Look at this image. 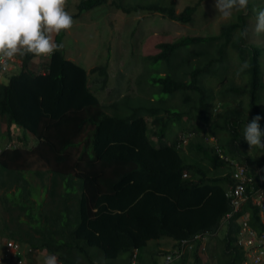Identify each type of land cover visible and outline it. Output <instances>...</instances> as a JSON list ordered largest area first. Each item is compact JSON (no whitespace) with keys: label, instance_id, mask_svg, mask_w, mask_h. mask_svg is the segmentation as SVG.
<instances>
[{"label":"trees","instance_id":"1","mask_svg":"<svg viewBox=\"0 0 264 264\" xmlns=\"http://www.w3.org/2000/svg\"><path fill=\"white\" fill-rule=\"evenodd\" d=\"M203 1L177 14L160 3L78 0L72 18L110 5L188 24ZM256 2L249 0L247 15L239 12L219 35L165 40L142 59L164 66L165 74L148 84L170 103L145 89L147 96L132 104L137 96H122L119 88L122 98L105 106L98 92L110 91V65L94 68L98 77L90 80L65 54L66 32L55 36L62 48L42 70L29 68L31 54L19 56L22 70L0 85V240L52 250L59 264H130L135 250L142 264H160L144 254L150 242L190 240L192 250L173 264H244L237 220L250 213L258 233L264 221L251 201L228 218L233 207L226 191L234 180L221 155L250 170L264 165V148L252 155L244 140L247 123L264 116V43L241 35L252 9L264 7ZM232 59L247 87L225 84ZM215 77L220 90L211 84ZM260 126L264 132V119ZM27 176L40 180L42 193Z\"/></svg>","mask_w":264,"mask_h":264},{"label":"rangeland","instance_id":"2","mask_svg":"<svg viewBox=\"0 0 264 264\" xmlns=\"http://www.w3.org/2000/svg\"><path fill=\"white\" fill-rule=\"evenodd\" d=\"M198 1L199 0H127L128 3L134 5L160 3L174 6L177 14H180L186 7L196 4ZM77 4L78 0H67V11L71 16L78 12ZM213 4L214 0L201 2L192 21L188 24L172 22L162 15L153 13L148 14V12L126 13L110 5L95 9L84 13L80 18L74 20L73 27L69 31H66L64 51L67 58L83 65L85 69H87L90 80L98 77V74L93 75L91 73L94 68L107 64L110 65L108 69L110 79L107 87L108 89L110 88V91L108 94L106 90H100L98 92V96L105 106L108 105L110 107L115 101L122 98L118 96L119 88L123 92L122 96L126 93H133L137 96L135 97L132 95V104H136L139 99L147 96L145 89L148 91L149 95L155 94L153 96L155 101L164 97V99L170 103L172 99L169 96L166 94L162 95L163 92H161L158 87L152 86L151 83L148 84V81L160 71L163 72V75L165 74L164 66L160 63H154L156 67L153 68L152 62L146 63L142 61V59L153 53L156 49L155 46L165 40H176L188 36L219 35L222 27L236 20L235 17L239 12H234L233 17L226 21L217 15L214 11ZM255 4V7L262 5L264 4V0H261V4L260 2L258 4L256 2ZM249 21L250 35L247 37L248 41L253 42L256 38V42L264 43V36L258 37L254 32L255 16L252 15ZM164 30L166 34L163 32ZM196 49V46L191 47V50L194 52ZM133 50L136 53L134 57H132ZM47 59L49 60V56ZM191 61H193V59H191ZM235 62L236 61L233 59L229 62V77L231 82L225 81V84L230 85L235 82L239 86L242 85L247 87V79L246 77L238 75V64ZM178 63H180V61H177V64ZM129 81H131L130 84ZM8 82L9 81L6 80L4 84ZM211 84L216 86L217 90L222 88L218 84V77L213 78ZM140 89H143V94H139ZM246 98L247 97H245V99ZM178 101L179 103L181 102L180 100ZM169 105L173 107L178 106L174 103ZM183 107L184 105L182 104L180 108ZM215 108V114L222 112L220 104H217ZM106 110L108 113H111V110ZM178 130L179 129H177V131ZM179 134L181 135V132H179ZM210 140L213 141L212 138ZM2 148H4V143L0 140V149ZM27 179L31 181L33 186L41 189L40 193L43 192L39 179L32 176H27ZM46 183L49 184L48 181ZM41 196L42 195H39V197ZM154 245L155 242L152 241L148 248ZM41 252L42 254H39L41 258L39 260H34L33 263L38 262L37 264H44L45 258L52 254L44 250ZM144 254L147 253L144 251ZM7 259L9 260L7 264H17L14 251L10 252ZM204 259L207 260V257L204 256ZM159 260L160 264H166L165 257H160ZM1 262L2 260H0V264ZM211 262L213 264H218V262L214 260H211Z\"/></svg>","mask_w":264,"mask_h":264},{"label":"clouds","instance_id":"3","mask_svg":"<svg viewBox=\"0 0 264 264\" xmlns=\"http://www.w3.org/2000/svg\"><path fill=\"white\" fill-rule=\"evenodd\" d=\"M66 8L67 0H0V66L7 70L9 61L13 60L20 64L16 71L6 75L0 85L6 80L9 81L12 74L22 70V61L19 56L31 54L34 59L50 57L62 48V45L55 42L54 37L69 31L74 25V20ZM213 8L219 17L227 21L233 17L234 12H244L247 15L249 0H214ZM252 12L255 14L254 32L257 36H264V7L253 8ZM248 32L249 29L245 27L241 30V35L246 37ZM246 67L245 64L241 70ZM261 119H264V116L259 114L254 116L244 128V140L250 148H264ZM184 241H188L192 247L190 240ZM181 243L168 251L167 255ZM42 250L52 253L45 258L44 264H58L57 256L52 250L46 248L34 250L26 242L6 239L3 243L0 240L1 264L8 263V254L10 255L11 251H14L17 264H37L38 262L33 263V261L41 258L39 254H42ZM191 250L192 248L188 249L184 255ZM136 253L137 261H139L140 253L135 250L130 264ZM30 254H32L31 257ZM167 259L171 260V257Z\"/></svg>","mask_w":264,"mask_h":264},{"label":"built area","instance_id":"4","mask_svg":"<svg viewBox=\"0 0 264 264\" xmlns=\"http://www.w3.org/2000/svg\"><path fill=\"white\" fill-rule=\"evenodd\" d=\"M19 64L16 60L9 61L5 70L0 66V82L10 72L16 71ZM221 158L230 163L232 167V179L234 184L228 187L226 197L230 200L233 213L240 212L245 204L252 202L258 209L261 219L264 221V165L256 166L253 170L241 165L237 160L221 155ZM237 223L240 226L237 245L245 254L244 264H264V233H258L250 224V213L241 216ZM188 241H183L179 247L166 257V264H170L182 258L188 249H191ZM171 257V260L167 258ZM132 264H141L137 261V253L134 255Z\"/></svg>","mask_w":264,"mask_h":264},{"label":"crops","instance_id":"5","mask_svg":"<svg viewBox=\"0 0 264 264\" xmlns=\"http://www.w3.org/2000/svg\"><path fill=\"white\" fill-rule=\"evenodd\" d=\"M69 59V58H68ZM71 60V59H69ZM49 60L47 59V57H41V58H38V59H33V61L31 62V64L29 65V68L31 70H34V71H38V70H42V66L43 64L47 63ZM73 61V60H72ZM75 62V61H74ZM44 71V70H43ZM3 118L0 116V121L2 120ZM213 139V138H212ZM211 143L213 144H216L214 143V139L213 141L210 140ZM187 142H185L184 145H186ZM261 148L260 147H255V148H250V153L253 155V154H257L259 152ZM224 229V228H223ZM155 242V245L148 248V254H146V256L149 258V259H153L154 261L157 260L158 262L160 261L159 258H160V253L162 252H168V251H171L173 250L175 247H176V242L173 241L172 239H168V238H165V239H162V240H159V241H154ZM208 241H206L205 243L207 244ZM209 253L207 254H204V256L207 257V260H208V256ZM203 256V257H204ZM216 261V260H215Z\"/></svg>","mask_w":264,"mask_h":264}]
</instances>
